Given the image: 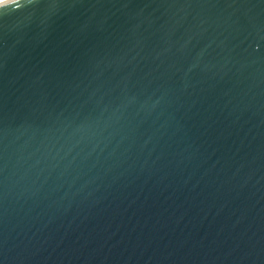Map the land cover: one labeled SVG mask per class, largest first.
Returning <instances> with one entry per match:
<instances>
[{"label": "water", "instance_id": "water-1", "mask_svg": "<svg viewBox=\"0 0 264 264\" xmlns=\"http://www.w3.org/2000/svg\"><path fill=\"white\" fill-rule=\"evenodd\" d=\"M0 264H264V0L1 1Z\"/></svg>", "mask_w": 264, "mask_h": 264}, {"label": "bare ground", "instance_id": "bare-ground-1", "mask_svg": "<svg viewBox=\"0 0 264 264\" xmlns=\"http://www.w3.org/2000/svg\"><path fill=\"white\" fill-rule=\"evenodd\" d=\"M1 1H4V0H0V2H1Z\"/></svg>", "mask_w": 264, "mask_h": 264}]
</instances>
